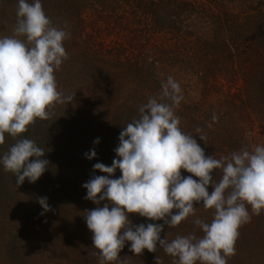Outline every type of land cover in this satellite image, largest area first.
Masks as SVG:
<instances>
[{"label":"trees","instance_id":"trees-1","mask_svg":"<svg viewBox=\"0 0 264 264\" xmlns=\"http://www.w3.org/2000/svg\"><path fill=\"white\" fill-rule=\"evenodd\" d=\"M109 1L41 0L52 24L69 34L63 46L71 60H64L55 72L58 90L64 95L66 92L65 96L75 94L72 102L82 106L83 112L65 117L55 105L50 109L53 113L50 119H37L18 137L32 139L45 149L41 159L49 161V165L35 183L25 179L22 185H17L13 173L5 171L0 164V252L3 263L29 264L30 245L37 242L34 241L35 230H42L44 235L49 232L52 244L65 241L68 264H99L98 250L92 244L93 234L88 237L76 232L75 235L73 231L70 233L75 228L69 225L66 228L63 224L70 223L69 214L75 212L76 215L80 206L85 212L86 203H90L91 209L107 203L96 205L86 200L87 192L82 185L93 176L103 175L93 171L95 163L111 166L122 128L139 118V108L150 97L159 96L161 82L167 80L171 70L176 79L178 71L188 72V67L202 73L197 77L203 85L201 98L189 96V102L182 100L175 113L180 118V128L194 136L205 156L220 158L241 147L255 145L248 139L250 130L247 127L253 116L264 129V0H256V7L251 4L252 14L246 13L242 18L228 7L234 0H205L207 3H198L199 0H137L138 7H133L131 15L133 22L140 24V18L151 17L152 26L147 34L153 37L163 34L169 39L151 45L147 39L134 46L130 41L107 50L89 36L87 44L81 47L82 52L71 53L73 49L69 42L75 43L74 37L83 30V13L97 4H101L103 10L107 8L108 12H114L117 2L113 0L110 8L105 7ZM0 6L6 14L10 13L9 17L4 16L7 26L15 27L18 0H0ZM212 7L216 13H212ZM192 16L210 18L213 27L210 37L201 35L193 40L192 33L184 31L185 19ZM122 19L115 17V21L107 20L106 23L116 25L124 32L128 25H123ZM231 73L234 78L236 75L241 78L243 87L237 93L227 91L220 95L218 102L211 103L210 96L219 80L234 83V78H229L233 77L229 76ZM89 79H93L91 86L82 92L84 86L80 82ZM122 85L129 90L127 94L121 92ZM213 113L218 117L217 122L212 121ZM198 127L202 133L195 131ZM199 135H205L206 139L201 141ZM97 138L99 143L94 144ZM15 142L16 139L6 133L5 143L0 145V157ZM93 148L96 157L88 160L85 154ZM181 175L187 177L190 174L182 169ZM211 175L213 180L221 178L219 170H213ZM120 176L117 170L112 178ZM208 191H212L211 184ZM42 197L47 198V204L53 209V218L49 216L43 220L45 212L37 202ZM194 207L196 214L175 227L168 228L163 220L152 221L138 214H129V220L133 225H164L160 235L168 241L177 235L193 233L202 237V231L193 222L199 218L210 223L214 210L205 209L202 203L194 204ZM249 214L250 222L239 228L236 254L227 258V264H264V210L257 215L249 207ZM130 247V242H126L119 253L124 264H174L176 260L159 248V244L155 252L145 249L140 255L131 252Z\"/></svg>","mask_w":264,"mask_h":264},{"label":"clouds","instance_id":"clouds-1","mask_svg":"<svg viewBox=\"0 0 264 264\" xmlns=\"http://www.w3.org/2000/svg\"><path fill=\"white\" fill-rule=\"evenodd\" d=\"M16 16L14 34L0 37V145L6 133L16 139L0 164L22 185L25 179L35 183L49 161L41 159L45 149L34 140L18 137L37 119H50V109L71 103L75 94L65 96L59 91L55 76L68 58L63 41L69 34L52 24L41 0H18ZM182 100L177 81L171 76L162 81L159 96L150 97L139 108V118L122 128L111 166L95 163L93 171L103 175L82 185L86 200L96 205L107 201L103 207L85 210L83 216L99 264H124L119 253L126 242L139 255L145 249L155 252L159 244L176 258L174 264H227V258L236 254L239 228L250 222L249 207L257 215L264 210V146H244L220 158L205 156L194 136L179 126L175 110ZM212 121H218L215 113ZM195 131L202 133L199 127ZM199 139L204 141L206 136ZM85 157L94 159L95 149ZM182 169L190 175L183 177ZM117 170L121 176L112 178ZM213 170L221 172L218 181L213 180ZM37 202L44 212L51 211L46 197ZM199 203L214 210L210 223L199 218L193 222L202 237L193 233L171 241L161 238L164 225L175 227L194 216V204ZM129 214L163 220L164 225H133Z\"/></svg>","mask_w":264,"mask_h":264},{"label":"rangeland","instance_id":"rangeland-1","mask_svg":"<svg viewBox=\"0 0 264 264\" xmlns=\"http://www.w3.org/2000/svg\"><path fill=\"white\" fill-rule=\"evenodd\" d=\"M195 1V0H192ZM113 0H110L108 3L105 4V7H111ZM117 4H115L114 12H108L109 10L106 8L103 10V7L101 4L93 5L92 7L87 8V10L83 13V20L84 23L82 25L81 33L76 34L75 38V43L72 44V42H69L70 45H72V52H82L84 47L88 40L89 36H92L96 43H102L103 47L105 49H110L114 47L115 45H121V44H128L130 41L133 43L132 45L134 46L136 43L139 41L147 40L148 43L154 44V43H160L164 39H169V36H165L163 34L160 35H154L150 36V34H147V30L151 28V17H144V18H138L140 21V24H137L136 22H133V17L131 16L132 13L134 12V8L137 6V0H116ZM198 3H207L205 0H199ZM256 0H234L232 3L228 5L229 9L231 12H233L236 15H239L241 18L244 17L246 13L252 14V12L249 9V6L251 4L252 7H256ZM91 6V5H90ZM138 7V6H137ZM213 8V7H212ZM100 11L103 13L101 14ZM212 13H216V9H212ZM10 14L9 12H7ZM114 13L113 15H111ZM6 14L3 10V8L0 6V37L3 36H11L14 34V28L12 26H7L5 22V17H9V15ZM211 14V13H210ZM242 15V16H241ZM107 16V17H106ZM106 17V18H105ZM115 17H122V23L123 25H128L127 30L122 32L118 26L116 25H108L106 23L107 20L109 22L115 21ZM146 18V19H145ZM10 19V18H9ZM184 26V31H189L192 33L191 38L195 40L198 36L204 35L206 37H210L212 34V25H211V20L210 18H207L206 16H200L199 18L196 16H192L190 19H185ZM66 26V25H65ZM122 28V27H121ZM124 28V27H123ZM22 39V37H20ZM152 38V39H151ZM145 42V41H144ZM169 42V41H168ZM141 43V42H140ZM76 46V47H75ZM78 46V47H77ZM148 48V47H147ZM71 58L68 57L66 61H70ZM65 61V62H66ZM66 65V63H65ZM68 65V63H67ZM191 67H188V72L181 70L178 71V78L176 77L173 73V71H170V75L174 80H177L179 83L181 90H182V96H183V101L184 102H189L190 98L191 99H200L201 98V93L203 92V85L201 84L202 82H199L198 78L201 76L202 73L196 72L195 70H191ZM177 71V70H175ZM169 72V71H168ZM229 76L230 79L234 78L235 75L231 73ZM93 79H89L86 81H81L80 84L84 86L82 88V92L88 91L86 87L91 86ZM233 80V79H232ZM122 91L123 94H127L129 91L126 89L124 85H122ZM243 87V83L241 81V78H239L238 75H236V78H234V83H230L224 80H219V83L216 84V89L213 90L214 92L210 96V102L211 103H216L218 102V99H220V95L223 93H226L227 91H230L231 93H237L238 89H241ZM81 93V91H80ZM67 93L65 92V95ZM188 94V95H187ZM186 97V98H184ZM57 110L58 111H63L65 117H70V115H79L83 109L82 106L78 105V103H71V104H56ZM248 109H251V106H248ZM247 127L249 128L248 131L249 136L248 139L249 141L252 142L251 144H259L264 146V129L263 126L256 120V117L253 116L250 121L247 122ZM87 209L90 208V203L87 204ZM78 208V206H76ZM83 206H80V209L78 213L75 215V212L69 214V221L70 223L67 224L65 222V227L71 226V228H75L74 230H71L74 232L76 235L77 233L82 234V236L92 235V233L89 231L87 228L85 219L83 218L84 216V208ZM76 209V208H73ZM78 210V209H77ZM90 210H92L90 208ZM51 211L43 213V220L49 219V216H52ZM50 221V220H48ZM50 223V222H48ZM48 226V224H45ZM65 228V229H66ZM44 231L42 230H35L36 233V240L37 242L33 243L30 245V249L28 252V258H29V264H68V251L65 249L66 247L64 246L63 242H53L50 240V237L48 236L49 232H46V234H43ZM78 236V235H77ZM39 240H42L41 242ZM1 245V241H0ZM2 253L0 252V264H9L8 262L3 263L2 260ZM112 264H115L113 262Z\"/></svg>","mask_w":264,"mask_h":264}]
</instances>
